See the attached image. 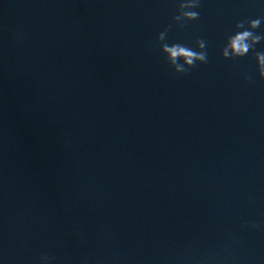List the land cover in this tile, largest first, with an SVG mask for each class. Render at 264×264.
Listing matches in <instances>:
<instances>
[{
    "label": "water",
    "instance_id": "obj_1",
    "mask_svg": "<svg viewBox=\"0 0 264 264\" xmlns=\"http://www.w3.org/2000/svg\"><path fill=\"white\" fill-rule=\"evenodd\" d=\"M179 2L0 0L4 264H264V80L221 55L264 4Z\"/></svg>",
    "mask_w": 264,
    "mask_h": 264
},
{
    "label": "clouds",
    "instance_id": "obj_2",
    "mask_svg": "<svg viewBox=\"0 0 264 264\" xmlns=\"http://www.w3.org/2000/svg\"><path fill=\"white\" fill-rule=\"evenodd\" d=\"M260 3L264 4V0H260ZM200 6V0H180L178 12L173 17L175 23L183 27L185 22L199 20L200 13L198 9ZM262 23H264V17L238 21L233 31L227 36L221 55L225 60H238L246 58L254 52L256 74L259 79L264 80V51L256 50L257 45L264 43V34L257 31ZM163 39L164 34L161 33L160 40L163 41ZM196 45V49L180 43L171 46L164 45L163 52L166 54L175 73L187 74L189 69L208 62L207 41L198 39ZM244 79L251 81L253 77L245 74ZM0 264H4L2 259H0Z\"/></svg>",
    "mask_w": 264,
    "mask_h": 264
}]
</instances>
